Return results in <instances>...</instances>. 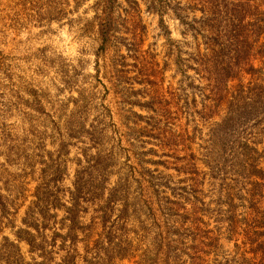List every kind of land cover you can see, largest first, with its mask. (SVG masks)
<instances>
[{
	"label": "rangeland",
	"instance_id": "obj_1",
	"mask_svg": "<svg viewBox=\"0 0 264 264\" xmlns=\"http://www.w3.org/2000/svg\"><path fill=\"white\" fill-rule=\"evenodd\" d=\"M0 264H264V0H0Z\"/></svg>",
	"mask_w": 264,
	"mask_h": 264
},
{
	"label": "trees",
	"instance_id": "obj_2",
	"mask_svg": "<svg viewBox=\"0 0 264 264\" xmlns=\"http://www.w3.org/2000/svg\"><path fill=\"white\" fill-rule=\"evenodd\" d=\"M219 2L220 0H208V2ZM226 6L227 7H229V2L228 1H226ZM107 11V10H106ZM203 11L204 12H206V9H203ZM236 10H234V12H235ZM231 12V11H230ZM108 13L109 12H107L106 13V18L100 23V34H101V40H102V45H101V47L102 48H104V47H106V45H107V43H108V41L111 39V27H112V18H111V15H108ZM214 14H215V16H218V15H220V13H218L217 11H214ZM230 16V15H229ZM229 16H226V17H229ZM216 19V18H215ZM234 20H236L235 18H233V21ZM243 20H245V19H238L237 18V21H238V23H237V28H241V30H242V32H245V27H244V25H243ZM231 21H232V19L229 17L228 18V22L229 23H227V24H225V25H227L228 27H230L231 25H232V23H231ZM237 38H239V39H237V40H235V43L236 42H238V45H237V47H236V49L234 50V52L236 53V52H238L239 51V48L238 47H240V48H244V44H245V41H244V43L242 44V45H239V43L241 42L242 43V41L241 40H244V38H246V37H244V35L242 36V35H238V37ZM231 40V39H230ZM221 49H223V47L221 48Z\"/></svg>",
	"mask_w": 264,
	"mask_h": 264
}]
</instances>
